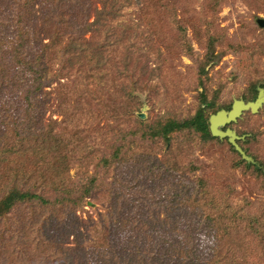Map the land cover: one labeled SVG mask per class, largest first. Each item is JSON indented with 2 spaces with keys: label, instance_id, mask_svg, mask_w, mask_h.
<instances>
[{
  "label": "rangeland",
  "instance_id": "rangeland-1",
  "mask_svg": "<svg viewBox=\"0 0 264 264\" xmlns=\"http://www.w3.org/2000/svg\"><path fill=\"white\" fill-rule=\"evenodd\" d=\"M88 1L89 22L94 24L92 35L86 36L92 39L91 46L105 42L107 32L110 42H121L117 48H109L103 59L107 61L108 87L102 92L114 115L107 122V142L84 140L86 147L77 152L69 173L76 194L80 195L90 170L99 163L94 158L116 160L114 154L120 148V159L109 168L99 166L93 195H87L79 206L66 199L55 207H44L40 201L23 202L5 213L0 218V264H35L27 243L31 235L42 240L35 246L43 252L36 255L37 264H107L105 247L95 253L91 240L108 246L111 239L126 235H138L148 251L171 263V249L162 244L163 239L180 240L184 245V237L189 235L208 255L217 243L222 245L214 238L218 223H247L240 217L243 212L259 214L258 222L264 220V184L256 179L253 168L238 164L226 142H205L198 133H191L192 126L172 133L171 138H152L149 133L168 120L184 123L193 118L205 95L214 101L215 110L226 111L236 100L254 102L258 98L264 88V27L260 25L264 0H133L134 5L123 11L115 0ZM142 2L150 3V10H144ZM39 6L40 2L36 8ZM105 8L112 11L108 16L114 21L95 19ZM128 48L132 51L127 59L129 76L120 79L117 71L122 68V56L117 53L124 55ZM126 91L137 99L126 101L122 97ZM55 108L45 117L52 114L61 119L60 109L50 113ZM207 114L213 115L211 111ZM227 128L237 132L241 141L251 138L246 146L264 162V103L257 113L244 111L236 122L222 127ZM36 161L21 159L24 173L38 169ZM42 169L34 172V178L42 174L44 182L53 180L55 172ZM9 174L10 170L0 169V198L12 188L8 184L2 191V181L10 179ZM34 178L32 184L43 182ZM56 194L61 200L62 193ZM48 196L52 200L55 193ZM230 209V214L238 212L239 217L221 216ZM165 224L171 226L163 234ZM260 226L262 232L256 235L264 238ZM230 231L244 242L252 264H264V243H256L255 237L247 239L235 228ZM39 233L60 240L61 247Z\"/></svg>",
  "mask_w": 264,
  "mask_h": 264
},
{
  "label": "trees",
  "instance_id": "trees-1",
  "mask_svg": "<svg viewBox=\"0 0 264 264\" xmlns=\"http://www.w3.org/2000/svg\"><path fill=\"white\" fill-rule=\"evenodd\" d=\"M115 1L121 5L120 11L133 4V0H126L123 5L118 0ZM39 2L42 7L36 8ZM142 3L145 5L144 10H150V3ZM89 5L88 0H0V169L10 170V179L2 181V191L4 192L8 184H12L6 196L0 198V218L17 203L23 202L40 201L44 207L51 205L55 207L57 202L66 199L79 206L87 195H93L92 190L98 184L97 169L101 166L109 168L120 159V148L114 154L116 160L94 158L98 159L99 163L90 170L92 174H88L89 179L83 190L81 189L80 195L76 194L78 191L75 190L73 178L69 173L72 164L75 163L77 152L86 147V144H83L84 140L89 137L92 141L107 142V122L114 115L107 109V98L102 92L104 87H108L107 61L103 62V59L107 57L109 48L115 46L117 48L121 42V39L110 42L107 32L104 33L107 39L105 42H101L98 47L91 46L92 39L86 38L87 34L92 35L90 27L94 26L89 22L92 15ZM111 12L105 8L102 12L96 13L100 18L95 16V19L106 23L114 21L115 19L108 16ZM45 39L48 40L47 43H44ZM89 41L90 43H86ZM131 52L129 48L125 49L124 55L121 51L116 52L122 56L120 61L122 68L117 71L120 79L129 76L127 73L130 67L127 59ZM205 67L206 65L202 66V72L205 71ZM102 74L104 75L101 76ZM96 78L101 81L97 82ZM103 81L105 84H102ZM101 86L103 88H100ZM253 92L257 93L256 86L253 87ZM205 96L193 118L184 123L168 120L164 126L161 127L159 124L149 131L150 136L171 138L172 133L192 126L191 133L194 135L195 132L198 133L205 142L218 144L226 142L229 150L237 155L238 164L253 168L256 179L264 184V162L246 146L251 138L238 141L246 155L252 158V161H248L227 138L212 136L211 116L209 117L207 112L211 111L214 115L222 109L215 110L214 101H208ZM122 97L128 102L133 98L137 99L128 91ZM54 101H57V106H53ZM51 107L56 108L50 113L61 110V119H54L52 114L49 118L45 117ZM129 111L130 115L131 110ZM120 118L121 116L118 117L119 120ZM103 120L105 122H102ZM118 121H114V124ZM26 157L35 158L38 169L47 168L55 172L53 180L44 182L46 176L42 177V174L34 178V172H38V169L24 173L20 160ZM80 167L82 166L79 164V169ZM31 175L30 180L40 178L43 182L32 184L29 180ZM58 191L62 193L61 200L56 194ZM49 192L55 193L52 200L48 196ZM232 211V209L224 211L221 216ZM241 214L240 217L244 216L247 223L238 224L234 221L229 224L218 223L219 229L214 238L225 246V250L217 243L214 252L206 255L205 251L202 253L203 251L199 250L197 243L189 235L184 237V245H180V240L172 243L163 239L162 244H167L171 249V263L162 261L152 250L148 251L147 247L145 248L146 242L141 241L138 235L115 237L110 240L108 246L98 245V239L97 241L93 239L91 245L95 253L105 247L103 250L107 252L105 254L107 264H252L247 257V250L243 249L244 242L241 238L237 240L235 231L231 232L230 229H237L247 239L255 237L258 239L255 240L256 243H264V238L256 235L262 232L260 225L264 227V220L257 221L259 214L251 212ZM236 216L238 212L230 214L229 218ZM169 226L171 225L165 224L163 234ZM39 234L42 239L51 238L57 243V247H61L60 240ZM32 237L31 235V240L27 243L31 245L29 252L37 264L39 259L36 255L43 252L41 253L35 246L42 240ZM172 244L175 245L172 247ZM173 257L177 258L175 262Z\"/></svg>",
  "mask_w": 264,
  "mask_h": 264
},
{
  "label": "water",
  "instance_id": "water-1",
  "mask_svg": "<svg viewBox=\"0 0 264 264\" xmlns=\"http://www.w3.org/2000/svg\"><path fill=\"white\" fill-rule=\"evenodd\" d=\"M260 25L264 27V21H260ZM264 103V90L261 89L258 98L254 102H245L243 100H236L230 111L221 110L210 117V131L213 137L220 139H228V141L236 148V150L242 155L245 160L252 161V158L248 157L243 149L238 144V141L242 138L238 136L237 132L222 127L227 124L236 122L238 118L242 116L244 111L250 110L253 113H257Z\"/></svg>",
  "mask_w": 264,
  "mask_h": 264
}]
</instances>
